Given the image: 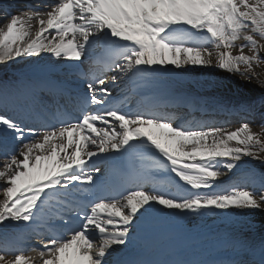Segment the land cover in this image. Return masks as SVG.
<instances>
[{"label":"snow or ice","instance_id":"snow-or-ice-1","mask_svg":"<svg viewBox=\"0 0 264 264\" xmlns=\"http://www.w3.org/2000/svg\"><path fill=\"white\" fill-rule=\"evenodd\" d=\"M43 8L38 3L0 26V63L43 54L53 63L82 62L96 48L109 55L101 68L81 74L85 92L76 99V114L39 129L0 115V135L17 142L5 145L0 163V225L31 226L42 214L46 222L59 221L39 248L29 249L35 255L25 254L19 237L0 236V264H107L114 246L132 241L137 221L158 210H236L245 218L264 212V180L259 192L254 185H220L243 157L264 162V139L248 120L232 130L181 125L158 102L133 110L131 92L119 90L148 87L169 67H215L246 81L257 78L264 0H53ZM241 39L246 43L237 46ZM257 104L264 105V96L241 110L251 113ZM133 156L153 163L128 173L122 190H107L96 163Z\"/></svg>","mask_w":264,"mask_h":264},{"label":"bare ground","instance_id":"bare-ground-1","mask_svg":"<svg viewBox=\"0 0 264 264\" xmlns=\"http://www.w3.org/2000/svg\"><path fill=\"white\" fill-rule=\"evenodd\" d=\"M3 1H13V0H0V2ZM33 8H37V7L34 6ZM40 10H44V9H40ZM6 22L7 21H4L3 17L2 18L0 17V26H3ZM35 28H36V24L35 21H33V32L35 31ZM45 55L46 54H43L44 56L43 58H46L45 59L46 61L44 60L43 63H45L47 66L53 65L54 63L51 62L49 58L45 57ZM36 59H37L36 57H32L27 59L13 60L6 64L0 63V78L4 79L5 81V82L2 81L3 84L0 82V85L2 86L1 89H4V93L7 94L9 91L13 90L14 87L26 86L28 84V82H21L20 79L21 77L32 74L31 62H34ZM59 64L60 63H56L55 65L58 66ZM170 68H174V67H170ZM184 69H185L184 71L185 76H183V79L185 78L186 82L191 81L195 85L200 84L204 88V90H208L206 83L214 84V83H218L221 80L226 81L228 79V82L231 83L232 86H238L241 83L240 81H244V79H242L241 77L235 74L220 72L218 70H215L214 68L212 69V71L209 70L208 68L207 70H204L205 72L209 73L208 75L207 74L205 75V73L202 72V69H205V67L188 66L187 68ZM244 85L246 87V90L248 91V94L252 96L255 93L251 92L248 87L249 86L259 87V85L257 86L256 81L245 80ZM123 88H124L123 85H120L119 89L121 90ZM238 91H239L238 93L241 94V91L239 89ZM18 122L21 121L19 120ZM252 130L254 132H257L256 128H253ZM242 161L243 162L241 163V165L253 166L252 164H254V167L257 166L264 167V162H261L260 160L257 159L253 160L251 157H243ZM228 175L229 173L225 175V179L228 177ZM25 228H28V226H26L24 222H19L18 224L6 222L4 225H0V233L7 231L8 235H14L15 233H18L20 230H23ZM235 230L236 232L239 233L241 237L239 240L242 243L244 242V244H246L247 241H250L251 243L249 245L250 248L239 247L235 249L234 253L248 255L249 253H251L250 251L257 250L261 246V244L264 243V212H260V211L253 212L247 218L243 216L237 217V220L235 221ZM260 236H263V239H260ZM39 241L40 240L38 239L34 240L35 243L36 242L39 243ZM38 245L41 246V243H39ZM130 249H134L132 242H130L126 246H114V249L105 258L107 264H112L113 260L117 259L116 257L119 255V253L127 252ZM26 255L31 256V255H35V253L29 251L27 252Z\"/></svg>","mask_w":264,"mask_h":264},{"label":"rangeland","instance_id":"rangeland-1","mask_svg":"<svg viewBox=\"0 0 264 264\" xmlns=\"http://www.w3.org/2000/svg\"><path fill=\"white\" fill-rule=\"evenodd\" d=\"M260 71L258 72L260 75L258 76V78L261 79V81H264V64L260 65ZM258 86V85H257ZM249 90L251 92H254L255 94L257 93H264V87L259 86V87H253V86H249ZM261 134V138L264 139V132H261V130L258 132Z\"/></svg>","mask_w":264,"mask_h":264}]
</instances>
